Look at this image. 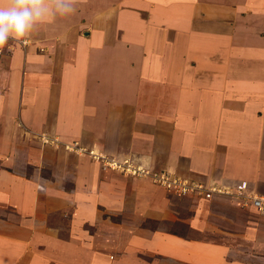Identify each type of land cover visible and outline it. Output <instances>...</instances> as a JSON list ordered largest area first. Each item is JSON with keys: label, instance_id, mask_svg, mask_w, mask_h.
<instances>
[{"label": "rangeland", "instance_id": "rangeland-1", "mask_svg": "<svg viewBox=\"0 0 264 264\" xmlns=\"http://www.w3.org/2000/svg\"><path fill=\"white\" fill-rule=\"evenodd\" d=\"M216 1L227 15L219 31L238 38L229 39L233 48L240 47L243 34L259 36L262 0ZM36 40H10L0 47L2 67L15 62L14 78L2 76L0 82V168L37 184L28 217L32 224L20 222L29 232L30 243L24 242L31 253L25 254L22 244L15 262L8 264H264V216L243 206L233 186L180 195L163 183L178 178L188 182L185 186L199 183L187 170V157L176 156L169 126L159 128L153 114L159 105L157 82L172 74L156 67L164 71L173 54L155 51L134 62L135 55L127 62L122 54L114 77L100 84L95 72L90 92L81 89L84 99L77 98L75 87L73 100L64 103L59 94L51 95L58 84L48 63L57 59L72 66L84 58V49L69 48L61 37L48 41L57 48L49 51L46 41ZM26 56L47 60L39 63L45 70L33 71L29 62L26 68ZM204 74L196 71V84L205 83ZM196 86L199 91L193 93L202 98L205 89ZM243 90L252 93L242 89L239 94ZM139 95L152 99L137 104ZM263 185L257 196L264 195ZM167 231L184 236L174 235L181 239L174 256L167 249Z\"/></svg>", "mask_w": 264, "mask_h": 264}, {"label": "crops", "instance_id": "crops-1", "mask_svg": "<svg viewBox=\"0 0 264 264\" xmlns=\"http://www.w3.org/2000/svg\"><path fill=\"white\" fill-rule=\"evenodd\" d=\"M10 2L0 0V6ZM75 6L70 17L41 24L28 36L36 41L43 39L46 44L62 37L69 42V48L84 49V58L79 56L72 66H67L65 60L58 63L52 59L53 64L48 63L53 67L51 77L57 75L58 84L57 92L51 95L59 94L65 103L73 100L71 91L79 87L77 98L84 99L82 87H89L95 72L100 84L101 80L114 77L116 59L122 54L127 62L133 55L134 62L139 61L140 55L149 56L155 51L173 54L168 63L164 62L168 64L164 71L160 65L156 67L158 72H172L169 79L159 78L157 82L159 105L153 114L159 128L169 126L176 156L187 157V170L200 184L215 191L213 186H233L237 196L240 192L258 194V187L264 184V96L260 95L264 91V21L259 22V36L243 34L240 47L233 48L228 33L219 31L227 15L216 0H75ZM89 6L91 10L87 12ZM234 39L238 38L231 39L232 43ZM48 46L49 51L57 52L54 44ZM40 57L36 60L26 56L25 67L29 62L33 71L43 69L41 65L48 61ZM14 65L15 62H8V68L2 67L0 60V82L2 76L14 78ZM198 70H205L203 84H196ZM12 83L8 85L11 87ZM196 85L205 89L202 98L198 92L193 93L199 91ZM242 89L252 93L248 95L243 90L239 94ZM113 96L112 93L110 98ZM143 98L137 96V104L152 99ZM9 169L0 168V262L5 264L15 262L22 244L24 253H31L26 248L29 232L20 222L24 219L26 224H32L28 217L37 192L31 177H21ZM165 235L169 238L167 249L174 256V247L180 245L181 239L167 232ZM211 249L217 250L215 246Z\"/></svg>", "mask_w": 264, "mask_h": 264}, {"label": "clouds", "instance_id": "clouds-1", "mask_svg": "<svg viewBox=\"0 0 264 264\" xmlns=\"http://www.w3.org/2000/svg\"><path fill=\"white\" fill-rule=\"evenodd\" d=\"M75 10V0H11L0 6V46L22 42L41 24L70 17Z\"/></svg>", "mask_w": 264, "mask_h": 264}, {"label": "built area", "instance_id": "built-area-1", "mask_svg": "<svg viewBox=\"0 0 264 264\" xmlns=\"http://www.w3.org/2000/svg\"><path fill=\"white\" fill-rule=\"evenodd\" d=\"M182 180L178 178L177 182H170L167 181L163 182L167 185V188L173 187L178 194L180 195H186L188 191H194L197 190V192H202V194H207V192H215L213 189L205 188L202 184L197 183L196 185L191 186H185L183 184L188 183L187 181L185 183L181 182ZM239 197L243 198V206H250V208L255 209L259 214L264 216V196H257V195H239Z\"/></svg>", "mask_w": 264, "mask_h": 264}, {"label": "trees", "instance_id": "trees-1", "mask_svg": "<svg viewBox=\"0 0 264 264\" xmlns=\"http://www.w3.org/2000/svg\"><path fill=\"white\" fill-rule=\"evenodd\" d=\"M167 233L172 234V235H176V236H179V237H184V236H180V235H178V234H176V233H173V232H171V231H167Z\"/></svg>", "mask_w": 264, "mask_h": 264}]
</instances>
